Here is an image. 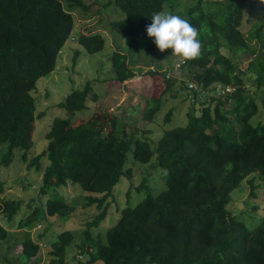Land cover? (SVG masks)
I'll use <instances>...</instances> for the list:
<instances>
[{
	"label": "trees",
	"instance_id": "1",
	"mask_svg": "<svg viewBox=\"0 0 264 264\" xmlns=\"http://www.w3.org/2000/svg\"><path fill=\"white\" fill-rule=\"evenodd\" d=\"M170 1L106 0L104 7L112 5L121 16L110 20L107 27L129 37L128 49L133 50L139 39L147 37L153 13ZM191 1L185 12L176 15L198 30L202 54L180 64L188 80L148 70L153 78L161 74L164 85L145 98L141 117L153 121L167 92L172 97L184 92L192 105L198 104V113L193 107L187 110L185 123L162 131L156 144L136 136L135 130L126 132L123 128L119 135V116L105 119L106 115H94L78 123L72 117H55L45 133V149L28 159L35 120L31 92L39 78L54 70L74 26L73 15L64 4L83 12L92 6L83 0H0V167L10 165L17 153L27 168L43 169L34 212L43 207L47 216L68 219L74 210L61 198L47 199L40 205L50 188L69 183L81 187L83 207L94 205L99 212L84 222L83 242L77 247L87 260L77 259V264H264V214L256 227L249 229L228 208L230 192L239 186L242 189L241 182L250 175L249 197L258 200L251 212L264 207V120H253L259 110L264 114V90L256 94L264 85V22L252 32L258 42L250 44L251 38L239 29L247 0ZM261 9L264 11V3ZM77 42L88 53L104 47L100 33H80ZM235 53L250 58L249 66L256 74L250 86L237 70ZM110 61L112 80L122 83L135 76L125 53L113 51ZM188 82L196 88L188 89ZM220 88L230 89L220 93ZM92 90L87 80L59 106L71 115L86 109L89 96L97 99V94L91 96ZM205 91L208 99L203 98ZM171 116L170 108L163 122ZM130 154L133 161L166 169L165 189L152 193L141 182L138 190H145L146 195L134 206L127 204L120 210L105 238L101 234L94 238L91 230L105 218L107 198L126 173ZM42 157L48 160L44 166ZM21 203L20 199L0 200V216L11 219ZM21 219L17 228L27 223L33 226L35 217ZM8 233L0 223V240ZM72 240L70 230L56 236L48 251L49 264H69L65 251ZM39 244L30 238L20 242L17 255L25 258L23 264H43Z\"/></svg>",
	"mask_w": 264,
	"mask_h": 264
},
{
	"label": "rangeland",
	"instance_id": "2",
	"mask_svg": "<svg viewBox=\"0 0 264 264\" xmlns=\"http://www.w3.org/2000/svg\"><path fill=\"white\" fill-rule=\"evenodd\" d=\"M83 2L91 4L92 10L88 9L87 12H83L81 9L71 8L66 3L64 4V7L71 11L74 19L71 36L61 48L54 70L50 74L39 78L36 81L35 89L31 92L34 99L35 120L32 132L33 145L27 151L28 159L45 149L47 144L45 133L49 130L55 117H72L74 122L78 123L89 120L94 115H99L101 118L106 115L105 119L119 116L120 120L117 122V127L119 125L117 133L119 135H121L123 128L126 132L135 130L136 136L147 137L151 143L156 144L162 135V131L185 123L187 110L193 107L196 113L199 112L198 104L192 105L190 98H184L186 97L184 92L182 94L178 92L175 97L167 92L163 97L161 110L154 116L155 119L153 121L143 119L141 111L145 104V98L156 93L164 85L161 74L153 78L148 74V70L166 72V77L178 78L179 80H188L187 71L180 69L179 59L172 56L169 49L164 52L158 51L153 39L148 36L138 40L139 45L137 48L129 50V37L121 36L107 27L110 20L121 17L112 5L104 7L103 4L106 0H83ZM192 4L191 0H171L163 5L161 11L176 15L185 12L186 8ZM261 4L260 0H247L245 3L239 29L246 38H251L250 44L258 42L252 32L264 22V11L261 9ZM90 32L100 33L103 36L104 47L101 51L88 53L77 42L78 34ZM262 37L264 45V28ZM150 45L153 46L152 51ZM113 51L128 55V63L135 71V76L130 80L119 83L111 79L114 76L110 61V55ZM221 51L224 54L228 53L226 48H222ZM234 56V61L237 62V70L241 71L242 77L248 80L246 81L247 86H250V81L256 76L249 66L250 58H245L240 53H235ZM87 80H90L92 84L91 96L97 94V99L94 100L89 96L86 102L87 108L75 111L71 115L66 109L61 108L59 103L72 90L81 88ZM262 89L264 90V85L256 90V94L260 95ZM204 94L203 98L208 99L209 94L206 91ZM214 104L215 102H212L211 106L213 107ZM170 108L172 109V116L167 123H164L163 117ZM261 117L264 120L262 109L254 116L253 120ZM131 158L130 154L124 166L126 167V173L121 176L119 182L113 188L112 194L107 198L108 210L105 218L99 223L98 227L91 230L94 238L98 234L104 237L107 228L117 221L120 210L127 204L134 206L146 195L145 190H138L141 182H145L152 193L165 189L166 169H162L159 165H151L149 162L142 164L133 161ZM42 160L44 166L48 160H45L44 157H42ZM42 172L43 169L37 172L33 167L27 168V164L19 159L17 153L10 165L0 167V182H2L0 200L4 198L22 200L18 212L11 219L0 216L1 225L9 231L7 238L0 240V264H7L8 262L23 264L25 258L18 255L21 252L20 242L27 238L40 243L39 255H41V252L43 253L42 263L49 264L51 258L48 254L50 244L56 240V236L63 230H70L73 234V240L65 251L68 263L77 264V259L82 262L87 260V256L80 252L77 246L83 242L84 222L90 220L99 210L94 205L83 207L85 193L78 184L69 183L66 186L50 188L41 198L40 205L46 203L45 200L47 199H64L74 207L71 217L64 219L58 215H44L43 207L39 208L41 210L38 209L37 212H34L38 202ZM251 176L241 182L242 189L239 186L230 192L232 201L228 207L249 229L255 228L264 214L263 205H260V209L255 213L251 212V207L256 201L258 202L254 197H249L250 185L248 179ZM255 183H258V180ZM28 185H31L30 188ZM257 192L261 195V188L257 189ZM239 203L241 204L240 207L238 206ZM31 215L35 217L33 226L30 227V223H27L22 225L21 228H17L18 221L21 218V221L24 222L26 217ZM36 257L31 261L34 262ZM73 257L76 259L74 260ZM96 264L102 263L97 261Z\"/></svg>",
	"mask_w": 264,
	"mask_h": 264
},
{
	"label": "clouds",
	"instance_id": "3",
	"mask_svg": "<svg viewBox=\"0 0 264 264\" xmlns=\"http://www.w3.org/2000/svg\"><path fill=\"white\" fill-rule=\"evenodd\" d=\"M260 2L264 3V0ZM146 34L153 39L158 51L171 49V55L177 57L180 63L198 59L202 54L198 30L186 19L171 12L153 13L151 24L146 27ZM221 90L225 88H220L219 92Z\"/></svg>",
	"mask_w": 264,
	"mask_h": 264
},
{
	"label": "built area",
	"instance_id": "4",
	"mask_svg": "<svg viewBox=\"0 0 264 264\" xmlns=\"http://www.w3.org/2000/svg\"><path fill=\"white\" fill-rule=\"evenodd\" d=\"M188 89L196 88V86L192 82H188L187 84ZM230 88H225V90H221L220 92L223 93L224 91H228Z\"/></svg>",
	"mask_w": 264,
	"mask_h": 264
},
{
	"label": "water",
	"instance_id": "5",
	"mask_svg": "<svg viewBox=\"0 0 264 264\" xmlns=\"http://www.w3.org/2000/svg\"><path fill=\"white\" fill-rule=\"evenodd\" d=\"M238 206L240 207V206H241V204L239 203V204H238Z\"/></svg>",
	"mask_w": 264,
	"mask_h": 264
}]
</instances>
